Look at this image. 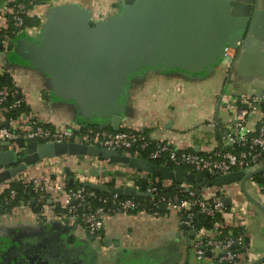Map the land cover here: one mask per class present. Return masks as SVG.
<instances>
[{"label": "crops", "instance_id": "0c3cea01", "mask_svg": "<svg viewBox=\"0 0 264 264\" xmlns=\"http://www.w3.org/2000/svg\"><path fill=\"white\" fill-rule=\"evenodd\" d=\"M64 1L72 6L36 7V11L49 19L41 41L31 44L22 38L18 51L9 56L10 65L20 71L17 85L27 106L26 114L37 121L53 126H96L105 121L104 113H124L122 125L144 128L152 140L165 136L183 149L203 153L222 146L237 108L246 107L245 101L264 88V41L260 30L250 33L248 25L244 30L235 27L236 31L230 34L241 37L237 40L230 76L219 70L217 54L206 53L213 36L220 31L217 28L212 32L206 25L211 15L226 18L219 10L210 11V15L202 19L191 11L188 3L182 4L186 11L180 14H189V37L198 36L202 31L205 47L194 45L188 37L179 45L171 43L167 50L171 53L187 49L189 59L182 62L187 67L198 65L191 67L196 70L174 66L166 67L165 71L146 70L148 66L168 64L164 60L177 64L173 55L150 59L147 54L144 67L122 70L97 56L101 39H107L112 33L89 29L85 7L90 0ZM134 12L130 6L129 20L134 18ZM194 16H198L197 20ZM144 17L140 28L148 29L147 34L151 36L153 30L148 25L153 21L148 23ZM240 25L244 26L243 18ZM131 36L132 30L125 34L126 44ZM128 79L131 85L127 87L125 98ZM223 92L233 101L228 98L220 101L219 95ZM259 113L247 118L248 125L257 124ZM210 120L214 123L210 124ZM107 127L111 128V124ZM83 161L85 157L72 160L69 172L71 169L81 171ZM58 168L61 165L55 159H45L17 177H54ZM230 188L228 197L232 204L228 207L243 209L240 217L249 238L246 249L240 250V264H249L264 256V214L243 196L239 184H232ZM246 188L264 207V196L256 184L250 180ZM41 219L19 209L0 222V264H217L212 256L195 257L192 250L195 237L181 234L176 214L110 215L105 220L99 247L92 245L90 237L78 236L72 225L46 218L40 222Z\"/></svg>", "mask_w": 264, "mask_h": 264}, {"label": "built area", "instance_id": "2783aa9c", "mask_svg": "<svg viewBox=\"0 0 264 264\" xmlns=\"http://www.w3.org/2000/svg\"><path fill=\"white\" fill-rule=\"evenodd\" d=\"M67 4L70 2L66 3L64 0H5L0 5V150L6 148L3 143L7 141L10 142L8 148L18 151L16 143L18 138L43 142L72 141L113 150L121 149L124 153L137 157H140L141 152L146 155V158H140L153 162L161 161L159 164L163 165L187 166L192 172L203 171L211 176L228 174L237 170L246 171L264 163V88L245 101L247 107L237 108L230 123L231 127L223 138L222 146L211 148L203 153L183 149L181 145L165 136L152 140L144 128L136 126L121 124L118 131H108L91 129L78 124L53 126L46 121L39 123L28 114L13 115L11 112L19 109L24 102L23 98L14 97L18 93L21 94L17 85L20 71L10 65L9 61L15 41L22 38L33 41L40 37L43 25L48 18L36 11V7L41 5L53 8ZM122 4L123 0H90L85 7L89 11V24L95 26L117 17L121 12ZM10 43L13 44L12 50L8 49ZM235 53L236 47L230 44L223 49L218 68L226 76ZM22 70L26 71L27 68ZM5 78L11 85L4 82ZM219 96L220 101L224 98L233 101L226 92ZM126 105L128 106V99ZM258 113L257 124L248 125L247 118ZM209 123L214 122L210 120ZM130 151L135 153L131 154ZM78 157H85V161L82 163L81 171L70 170L76 183V186H70L69 176L64 172L63 166L70 169L71 161ZM52 159L61 165V168H58L61 171H55L54 177L49 175L41 179L26 175L17 177L21 172L0 185V196H3L2 199L0 198V222L6 221L19 209L43 219H54L62 223L68 220L69 225L76 224L75 231L78 236L92 237V245L99 247L105 220L110 215L145 214L150 217H160L176 214L180 226L187 224L189 228L196 231L192 250L197 259H203L206 252L211 251L212 257L217 262L240 264L239 248L246 246L244 242L246 231L243 228V218L240 217L244 212L243 209L241 211L238 208H230L228 213L230 215H227L229 218L224 213L223 198L230 194L232 184L203 186L198 191L188 184H181L178 189L186 194L165 195L161 191L170 186L171 181L155 176L154 180H148V187L144 192H148L149 196L145 202L133 197L122 198V195L111 192L103 197H97L93 191L86 189L85 185L112 183L109 186L134 187L140 190L136 182L139 178H143L144 173L127 165L114 164L108 160L88 156L64 155ZM13 180L21 181L26 187L32 185L36 188L37 196L34 199L38 203L43 204L45 200H48L52 204L43 205L40 213L33 212L29 202H21L10 208L2 207V205H9L16 198V191L10 188ZM256 186L264 196V187L258 184ZM89 198H96L100 204L94 206ZM162 204H166L167 207L164 214L153 209H159ZM55 205L60 208V211L54 209ZM148 205H152L149 210ZM195 212L208 217L221 215L222 218L216 220L214 227L210 230H196L192 224ZM234 226L242 227L244 233L237 237L222 236V229ZM261 264H264V261Z\"/></svg>", "mask_w": 264, "mask_h": 264}, {"label": "water", "instance_id": "95a60500", "mask_svg": "<svg viewBox=\"0 0 264 264\" xmlns=\"http://www.w3.org/2000/svg\"><path fill=\"white\" fill-rule=\"evenodd\" d=\"M4 1L5 0H0V5ZM185 3H188L191 11L198 13L202 19H204L205 15H210V11L213 13L219 10L226 15V18H214L212 14L209 19V23L206 24L208 28H212V32L217 28L220 29L218 32L219 34L213 36L215 38H212L211 40V45L209 47L210 50L206 52L208 55L217 54L215 58L218 60V64L221 61L223 49L226 45L230 44L234 47L238 46L237 40L241 37L234 35L230 36L232 31H236L235 27L238 29L240 27L244 30L249 25L250 33H256L260 30L262 40L264 41V0H123L121 12L117 17L110 18L107 21L98 23L97 25L91 26V28H89L93 32L95 31L100 33V31L103 32L106 30L109 33H112V35L107 39H101V44L99 45L98 51L99 55L97 56L101 59L106 58V63H110L111 67H117L118 69L122 70H134L142 68L146 65L143 62L146 54L148 57H150V59L161 57L162 55L164 58L167 55H173L175 57L173 61L177 62V64H170L169 60H164L168 64H163V66H148L146 70L165 71L166 67L168 66L180 67L186 70H196L191 69V67H199L198 65L187 67L182 62L188 61L189 59L187 58V55L189 54L187 49H178V51L174 50L173 52L171 51V53L167 50L171 43V45H179L182 43V40L186 41V39L189 37V24H187V22H189V14L188 12L185 14H180L182 11H186L182 5ZM179 4H181V7H179ZM70 6L72 5H62L58 7L64 8ZM130 6L135 9L134 18H132V20H129L128 18V16H130L128 15ZM86 13L88 19L89 11L86 10ZM153 15H157L159 18H155ZM144 16L147 17L146 19H148V23L153 21V23L148 25V28L151 27L153 30V34L151 36H148L147 34L148 29L141 30L140 28V21ZM190 17L193 18V16ZM195 18L197 20L198 16ZM242 18L244 22L243 27L240 25ZM48 24L49 19L43 25L41 35L38 39L33 41L28 39L26 40L31 44H36L38 40L41 41L44 29L48 26ZM131 30V41L126 44V40L124 38L125 34ZM192 36H194V38H192ZM196 36L192 34L188 38V41H192V43L198 47H205L202 43V40L204 39L202 31L197 36V41ZM22 40L24 39H17L15 41L14 48L13 44L10 43L8 49L12 50L13 48L12 52H17ZM198 55L200 54H196L195 56ZM200 56L203 57L204 54ZM123 62H125V64H123ZM37 66L38 69L44 70L41 66ZM227 76H230L229 73ZM129 79L126 83L125 98L127 95ZM244 106L247 107V104ZM124 116V113L114 115H111L108 112L104 113L102 114V119L105 121L96 125L95 128L97 130L106 129L107 125L111 124L112 130L118 131ZM38 122L42 123V121ZM16 143L19 148L18 151L13 148H8L10 142L7 141L3 143V146L6 148L0 150V185L16 177L19 173L25 171L29 166L45 159H52L64 155L88 156L102 160H108L114 164L127 165L132 169L143 172V178L145 179L149 175H154L162 180L175 182L178 187H180L181 184H188L194 187L196 191H198V189L203 186H221L238 183L243 196L264 214L263 205L258 200L253 198L246 188L247 182H249L257 174L264 172V163H261L256 167L246 171L237 170L228 174L211 176L207 172H192L182 168L181 166L171 168L168 165L159 164L144 158L124 153L121 149L113 150L106 147H99L97 145H88L72 141L43 142L29 138H18ZM64 170L65 173H69V168H65ZM68 180L70 185H73L75 182L72 176L69 177ZM91 186L102 192L117 193L123 196H149L148 192L137 190L134 187H112L97 183H94ZM223 201L226 206H230L232 204V199L228 196L224 197ZM48 202L50 203V201ZM159 210L163 212L166 211V204L160 205ZM40 222H43V219H41ZM63 223L68 224V220H65ZM72 227L76 228V224H72ZM181 228V234L184 236L195 237L196 231L189 228L187 224H183ZM90 239L92 240V237H90ZM241 249H246V246L243 245ZM205 255L209 257L212 256L211 251H207ZM263 261L264 256L249 264H261ZM217 264L228 263L217 262Z\"/></svg>", "mask_w": 264, "mask_h": 264}, {"label": "trees", "instance_id": "16d2710c", "mask_svg": "<svg viewBox=\"0 0 264 264\" xmlns=\"http://www.w3.org/2000/svg\"><path fill=\"white\" fill-rule=\"evenodd\" d=\"M37 22V20H34ZM4 82L11 85L10 83H8L7 79L5 78L4 79ZM15 98H22V95L20 93L14 95ZM26 111H27V106L26 104L23 102L20 106L19 109L11 112L13 113V115H19V114H26ZM85 127H88V128H91V129H96L95 128V125H88V126H85ZM84 129V128H82ZM106 130L108 131H113L112 128H106ZM131 154L135 153L134 151H130ZM139 156L140 157H144L146 158V155L144 153H139ZM156 163H161V161H154ZM168 166H170L171 168H174L175 166L173 164H167ZM182 168L188 170V171H192L189 167L187 166H181ZM263 173H259L257 174L256 176H254L251 181L255 184H258L262 187H264V176H263ZM67 176H73L71 172L69 173H66ZM156 177L154 175H149V177L147 179L145 178H139L136 182L137 186L139 187V189L141 191H145L148 187V180H154ZM68 184H69V180H68ZM70 185V184H69ZM109 185H112L109 184ZM70 186H76V183L74 182L73 185H70ZM10 188L11 189H14L17 193L16 195V198L13 199V201L9 204V205H2V207H7V208H10L12 206H15V205H18L19 203L21 202H29L30 204V207H31V210L35 213H40L41 212V209H42V206L43 205H51L52 203H49L48 200H45V202L43 204H40L38 203L37 201H35V197L37 196V189L32 187V185L30 186H24L21 181H11L10 183ZM85 188L90 190V191H93L97 197H103L105 196L108 192H102L98 189H95L93 188L91 185H85ZM163 194L165 195H173V194H179V195H182V194H186V193H182L180 191V189H178V185L175 183V182H171L170 186L168 187H165L162 189L161 191ZM6 195V194H5ZM122 198H125V197H129V196H121ZM0 198L2 199L3 196H0ZM135 198L136 200L138 201H141V202H145L147 201V196H144V197H133ZM91 200V203L94 205V206H97L100 204V202L96 199V198H89ZM148 210L152 208V205H148L147 206ZM56 211H60V208L55 205V208H54ZM154 210H157L159 211L160 214H163V212L161 213L160 210L158 208H153ZM229 210L230 208L228 206H225V210H224V213L225 214H228L229 213ZM184 213H182L183 215ZM42 218V217H41ZM222 218L221 215H218V216H215V217H208L206 215H203L201 213H196L195 212V215L193 217V220H192V224L194 226V228L196 230H202V229H207V230H210L214 227V222L218 219ZM222 232V236H231V237H237L238 235H241L244 233V230L242 227H232V228H224L221 230ZM101 236V235H100ZM70 242L73 241V238L70 237ZM244 242L247 246L248 242H249V238L247 237V235L245 234V237H244ZM239 250H241V247L239 248Z\"/></svg>", "mask_w": 264, "mask_h": 264}, {"label": "rangeland", "instance_id": "374dc122", "mask_svg": "<svg viewBox=\"0 0 264 264\" xmlns=\"http://www.w3.org/2000/svg\"><path fill=\"white\" fill-rule=\"evenodd\" d=\"M44 163V162H43ZM46 163V162H45Z\"/></svg>", "mask_w": 264, "mask_h": 264}]
</instances>
